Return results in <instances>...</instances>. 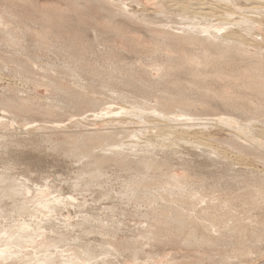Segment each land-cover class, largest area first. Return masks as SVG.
I'll return each mask as SVG.
<instances>
[{"label": "rangeland", "instance_id": "obj_1", "mask_svg": "<svg viewBox=\"0 0 264 264\" xmlns=\"http://www.w3.org/2000/svg\"><path fill=\"white\" fill-rule=\"evenodd\" d=\"M22 182L47 199L94 184L104 204L76 192L49 215ZM262 196L264 0H0L3 224L49 232L85 218L111 228L56 245L145 264H264Z\"/></svg>", "mask_w": 264, "mask_h": 264}, {"label": "bare ground", "instance_id": "obj_2", "mask_svg": "<svg viewBox=\"0 0 264 264\" xmlns=\"http://www.w3.org/2000/svg\"><path fill=\"white\" fill-rule=\"evenodd\" d=\"M187 26L192 30H196V33H197V31H199V32H204L207 35L210 34L208 27L203 28V27L193 25L191 23H189ZM201 28H202V30H201ZM214 29H215L216 33L219 32V28H214ZM210 36H211V34H210ZM195 39L202 41L201 38H198V37ZM223 46L225 49H227L229 45L227 43H225V45H223ZM109 114H110L109 112H106L104 115L108 116ZM189 120L192 121L193 119L188 118V121ZM176 134H178V133L175 130H170V131H165V132L159 133L156 136H152V138L157 139V140H164L168 137V138L173 139ZM187 144H188L187 142H184V144H181V145L186 146ZM166 146L171 147V146H173V143L170 142ZM182 146H180V147H182ZM189 146L187 145L188 148H189ZM187 147H185V149ZM25 183H27V182H25ZM25 183L22 182L21 184H23V185H20V187L23 188L25 193H27L28 189H32V195H34L32 198H35V200H34L35 203H38L42 207L43 210H46L47 213H49V215H52L56 212V210L61 205L60 203L63 204V202L67 203V202H71L73 200H76L78 197L76 195H74L75 197L72 196L73 193L76 194V192H78L79 195L81 196V197H79V199L84 203H86L85 196L86 197L90 196L91 197L90 199H92L93 201H99L100 202V199H101L100 192L103 190L102 187L101 188H94V184H90L89 187H87V186L78 187V188L72 187L69 190V192H67V193L66 192L62 193L61 191L57 192L55 190L50 189L51 194L55 193L56 196H54L53 198L47 199L46 198L47 195L45 193L44 194L46 196L44 194H41V193H43L41 191H39V196H38V194H36L38 192V190L35 189L36 186L31 187ZM82 193H84L85 195H83ZM108 197H109V201H108L107 207L110 211L113 212L115 209H119V208L125 209V206H123V204H119V200L117 198L112 197V196H108ZM261 202L264 203V197L263 196L261 198ZM100 203H102V202H100ZM102 204H104V203H102ZM254 204L255 203H253V205ZM114 212H116V211H114ZM237 215L230 213L229 218H230L231 223L234 222V224L239 225V228L234 230L238 234V233H240L241 230L242 231L245 230L242 228L240 229V224L245 222V221L241 222L242 221L241 218H239ZM115 216H116V214H115ZM243 216L246 217L245 215H243ZM244 217H242V218H244ZM251 217L252 216H250V219H252ZM3 222L4 221H2L1 217H0V264H51V261H53L55 259L60 260L59 262L55 261L56 264H86L87 262H89L91 260H95V262L92 264H112V262H114V263L116 262L117 264H128V263H126V260H127L126 257H130L131 262L133 264H145L144 262L139 260V257L137 258L135 256H127L126 254L119 252V251L115 250L114 248H107V247L103 246L102 244H99L100 249H98L96 251H95L96 247L92 243H85V242L81 243L80 242L81 244L73 246V247H67L66 249H61L60 247H58L56 245V241H57L58 237H64L66 234H69L70 231H73L75 228H77V230L79 232H82L83 235L89 236L92 233H94V234L96 233L98 236L102 237L101 231H104V230L109 231L111 228V224H110V226H108L107 223L106 224L103 223V224L94 226L92 224H88L87 220L85 218H82L80 221L76 222L75 224H71V223L59 224L60 230H53V231L46 232L45 229L43 228V225L40 224L39 222H32V223L28 222L26 224H22V228L14 227L12 224H10V225L3 224ZM19 224H21V222ZM262 225L264 226V223ZM23 226H25L26 229L23 228ZM114 226H115V224H114ZM114 226L112 228L113 231H115V230L119 231V229H121V230L123 229V228H119L118 225H117V228L115 229ZM144 229H145V227H144ZM222 234H223V232H219L216 234V236L219 237ZM241 235H243V234L241 233ZM241 235H238V236H240L239 238L243 237ZM248 235H249V233H248ZM152 236H153V234H151L150 237H152ZM260 239H261V241L262 240L264 241V231H263V234H261V236H259V240ZM147 240L148 239L146 238L145 241H147ZM258 241H256L257 244L261 243V242L258 243ZM261 244H260V246H261ZM256 246H259V245H256ZM262 247H264L263 244H262ZM26 249H29V250H26ZM145 251H147V250H145ZM75 252H78L79 256L76 257L74 255ZM245 252H247V251H245ZM32 261H33V263H32ZM163 264H174V263L171 260V261L165 262Z\"/></svg>", "mask_w": 264, "mask_h": 264}]
</instances>
